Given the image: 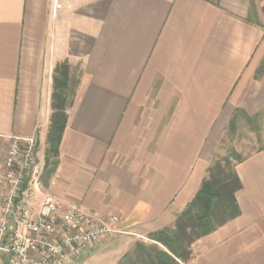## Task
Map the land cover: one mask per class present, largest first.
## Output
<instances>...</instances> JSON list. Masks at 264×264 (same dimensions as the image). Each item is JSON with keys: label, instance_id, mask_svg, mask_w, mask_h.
<instances>
[{"label": "crops", "instance_id": "obj_1", "mask_svg": "<svg viewBox=\"0 0 264 264\" xmlns=\"http://www.w3.org/2000/svg\"><path fill=\"white\" fill-rule=\"evenodd\" d=\"M64 59L78 84L42 179ZM263 63L264 0H0V171L12 142L33 138V210L50 195L118 216L80 260L117 264L193 199L234 111L264 106ZM235 170L240 214L188 264H264V145Z\"/></svg>", "mask_w": 264, "mask_h": 264}, {"label": "built area", "instance_id": "obj_2", "mask_svg": "<svg viewBox=\"0 0 264 264\" xmlns=\"http://www.w3.org/2000/svg\"><path fill=\"white\" fill-rule=\"evenodd\" d=\"M35 152L33 138L14 140L0 171V264H79L94 243L118 232L119 217L63 205L50 195L33 210Z\"/></svg>", "mask_w": 264, "mask_h": 264}, {"label": "trees", "instance_id": "obj_3", "mask_svg": "<svg viewBox=\"0 0 264 264\" xmlns=\"http://www.w3.org/2000/svg\"><path fill=\"white\" fill-rule=\"evenodd\" d=\"M263 70L264 63L259 71ZM69 72L70 67L66 59L57 62L53 68L51 114L46 135L45 170L42 179L48 178L57 164L59 145L67 123V106L78 84V79L71 78ZM254 116H249L242 109H236L225 127V132L234 133L240 119H244L251 125V130L257 132L259 127L255 124ZM242 160L243 156L234 150L223 156L215 153L195 196L176 216L173 225L149 233L147 237L153 241L151 245L136 242L132 251L126 253L117 264L189 262L193 257L192 245L197 240L239 216L236 193L242 184L235 166Z\"/></svg>", "mask_w": 264, "mask_h": 264}, {"label": "rangeland", "instance_id": "obj_4", "mask_svg": "<svg viewBox=\"0 0 264 264\" xmlns=\"http://www.w3.org/2000/svg\"><path fill=\"white\" fill-rule=\"evenodd\" d=\"M249 116L255 117V124H257V126L259 127L258 131L255 132L251 130V125L244 119H240L238 128L234 133L229 134L224 130L217 146L216 153L218 155L223 156L228 154L231 150H234L235 152L243 156L251 151L261 148L264 145V106L257 113ZM3 190H5V188H3ZM140 242L144 243L145 245H151L153 243L152 241L149 242L146 240ZM193 252L194 251L192 249V253ZM81 259L82 257L80 258V260ZM80 260L79 264H81ZM189 262H187L186 264H188Z\"/></svg>", "mask_w": 264, "mask_h": 264}]
</instances>
